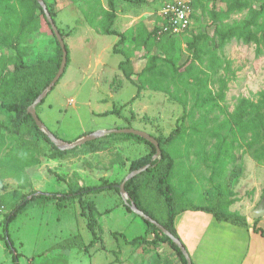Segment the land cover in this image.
<instances>
[{
  "label": "rangeland",
  "instance_id": "obj_1",
  "mask_svg": "<svg viewBox=\"0 0 264 264\" xmlns=\"http://www.w3.org/2000/svg\"><path fill=\"white\" fill-rule=\"evenodd\" d=\"M175 1L179 0H114L112 28L125 34L124 41L117 44L120 39L118 34L100 32L101 28L109 25L107 14L102 12V7L111 10L109 0H80L76 3L48 0V8L55 12L56 25L64 34L70 59L65 74L38 105L37 114L52 133L67 142H74L99 130L129 127L164 138L176 129L177 121L186 115L184 125L188 130L183 139L175 142L177 165L171 180L175 206L180 208L190 203H207L204 192L207 194L215 189V183L210 179L214 164L210 162L209 166L199 159L204 149L213 150L211 140L193 134L196 141L188 147L190 126L201 118L202 113L209 116L211 125L225 120L240 97L259 99L260 93L264 91V54H256L255 44L233 40L219 48L214 41H209L208 45L217 48L216 54L222 63L218 75H230L228 90L226 100L220 101L222 110L218 107L209 111L197 108L191 91L189 94L184 92L187 87L197 88L192 81L186 83L183 76L187 59L193 54L190 42L200 34H206L207 38L208 34L213 35L217 24H235L250 18L251 11L260 6L257 0H253L249 9L228 18L217 19L214 0H189L192 11L190 28L175 36L174 42L167 37L156 38L150 33L161 22L163 6ZM12 3L21 13L24 12L19 0H12ZM84 11L94 16L93 26L86 19ZM35 12L36 21L25 32L24 48L28 55L24 58V77L27 87L40 89L56 76L62 56L58 40L42 12L38 8ZM259 22H264V14L260 16ZM205 44V39L197 42L200 48L207 49ZM115 48L130 56V61L124 65L125 70L121 69V62L126 57L115 52ZM167 51L179 67V72L175 73L176 81L174 79L170 85L181 99L145 88L132 101L138 94V87L126 77V72L131 74L136 83H142L141 72L152 57L159 56L158 64H164ZM2 54L11 56L13 51L0 47V57ZM209 55H205L206 62ZM226 60L230 61L229 71L225 69ZM195 73L205 77L214 92L218 91L220 85L215 80L217 75L208 77L198 71ZM3 74L0 75V86ZM2 100L1 96L0 118L8 120V115L2 109ZM191 111L193 115L188 117ZM111 134L95 141L94 146L85 143L56 159L51 158L54 149L48 141L43 137H29L38 142L37 152L41 161L27 167L28 179L20 181L13 176L2 177L6 167L0 166V186H4L2 191L18 190L21 196L36 191L68 192L70 187L67 180L74 178V172L79 174L78 182L81 185H100L105 181L120 183L129 173L131 161L149 154L152 148L139 139L128 137L125 135L127 133ZM17 139L24 141L21 136ZM20 146L23 147L22 144ZM164 147H169V144H164ZM263 147L264 141H261L253 149L242 147L236 151L238 158L233 164H242L243 172L233 186L241 196L240 202L233 208L238 206L240 211L246 213L264 211V165L254 158V150ZM233 164H229V169L237 170L238 166ZM56 174L62 180H58ZM159 198L160 195L149 186L144 204L158 220L165 221ZM85 199L95 202L103 212L100 221L102 230L97 227L101 240L90 245L93 235L86 217L81 213L79 199L71 198L58 204L56 200L38 198L31 201L9 227L15 247L21 253L20 264H183L167 241L157 238L151 243H127L126 240L144 234L147 223L127 208L123 197L116 190L89 194ZM10 209L6 207L4 213H0V233L3 232V220ZM260 225L264 228V217ZM114 232L125 234L126 239L122 236L116 238ZM158 234L160 238L164 235L161 232ZM156 235L151 232L149 240H153ZM181 237L192 257L190 241L186 236ZM222 237L227 239L228 236L225 234ZM225 247V251L219 252V261H237L236 253L233 255L227 249L230 246ZM118 250L117 261L115 251ZM13 255L5 240L0 239V264H14Z\"/></svg>",
  "mask_w": 264,
  "mask_h": 264
},
{
  "label": "trees",
  "instance_id": "obj_2",
  "mask_svg": "<svg viewBox=\"0 0 264 264\" xmlns=\"http://www.w3.org/2000/svg\"><path fill=\"white\" fill-rule=\"evenodd\" d=\"M78 1L80 0H68L69 3H76ZM257 1L259 2L260 8L253 9L250 18L235 24L223 26L217 24L213 35L208 34L209 37L207 38L206 34H200L190 42V48L193 54L187 59L186 70L183 72V76H185L186 83L189 84V81H192L191 83L194 84L193 86L197 85V88L187 87L184 92L189 94L191 91L193 97L196 99L197 108L209 111L218 107L222 110L223 107L220 101L226 100V91L228 90L230 75H218L222 63L219 60V56L216 54L217 48L215 45H208L209 41H214L219 48H223L227 43L233 40L244 44H255L256 54L258 56L264 54V22H259L260 16L264 14V0ZM45 2L48 6V0H45ZM19 3L24 8V12L22 13L12 3V0H0V31L2 33L0 35V47L11 48L13 51V55L11 56L2 54L0 57V75L4 72L3 81L0 86V97H3L2 109L8 115V120L0 118V166L6 167L2 177L13 176L20 181L28 179L26 174L27 167L37 165L41 161L37 152L38 142L30 140L29 137H43L48 141L54 149V152L51 154V158L53 159L64 157L66 154L73 152L74 149L61 150L56 147L44 130L38 127L31 114L28 113V107L51 82L50 80L40 89L29 88L25 84L24 71L26 69V64L24 58L28 55L24 48L25 32L27 28L32 26L36 21V8L42 12L48 26L51 29L52 27L42 6L37 0H19ZM109 3L111 10L102 7V12L107 14L109 25L101 28L100 32L106 35L118 34L120 39L117 44L122 43L125 39V34L112 28L115 17L113 8L114 0H109ZM252 3L253 0H214V7L217 9V19L228 18L234 13L249 9ZM49 10L55 19V12L52 8H49ZM84 15L90 25L93 26L94 16L88 11H84ZM168 23V19L161 17V22L150 34H154L156 38L167 37L171 39V42H174V38L177 35H168L166 33L160 35V31ZM62 35L64 37L63 33ZM200 39H205V47H207V49L200 48L197 45ZM59 50L60 55L63 56L60 45ZM114 51L125 55L126 60L121 62V69H124V65L130 61V56L117 50V48H115ZM208 53L210 55L206 62L205 55ZM69 59L70 57L68 54L67 66L69 64ZM158 59L159 56H153L148 65L143 69L141 72L143 79L140 84L136 83L131 74L125 71L126 77L132 80L138 87V94L132 98V101L138 98L140 92L145 88L166 92L175 99H181V97L172 91L170 85L174 79L176 81L175 73L179 72V67L176 65L174 58L167 51L164 64H158ZM225 63V69L227 68L226 70L229 71L230 61L226 60ZM200 64L204 65V68H202ZM195 71L206 74L208 77L217 75L215 80L220 85L218 91L214 92V90L210 88L208 80L205 77H200ZM191 78L193 80H190ZM113 112L118 111L114 110ZM192 115L193 111L189 112L188 117H192ZM185 118L186 115L177 121L176 129L167 137H156L160 143L162 152L161 155L155 159L153 156L156 154V148L152 142L139 135L125 134L128 137L139 139L152 148L149 154L131 161L129 172L146 165H150V167L127 181L125 185L127 193L140 210L160 222L180 240L181 238L175 227V216L178 212L188 209L193 211H205L212 214L218 221L228 222L241 227H248L249 223L246 215L230 209V206L238 200L233 186L236 185L243 172L242 164L236 165L233 163H235L238 158L236 151L239 148L246 147L253 149L258 143L264 141V91L260 93V97L257 100L250 97L238 98L233 111L229 112L225 120L220 122L217 121L215 125H211L209 116L206 113H202L201 118L190 126L191 133L189 134L190 138L187 143L188 147L193 146L196 141L193 134H197L203 139L209 137L211 140L213 150L208 151V149H204L199 159L209 166L210 162L214 164L210 179L215 183V189L208 191L207 194L204 192V198L207 200L205 204L190 203L185 207L176 208V198L173 194L174 187L171 184V180L173 179L174 167L177 165L175 142L183 139L188 130V127L184 125ZM224 129H226V132H223ZM18 136H21L24 141H19L17 139ZM105 137L109 136L106 135ZM102 138L103 137L99 139ZM99 139L87 142L86 145L94 146L95 141ZM213 139L215 140L214 142H212ZM21 144L23 147L20 146ZM164 144H169V147H164ZM254 158L259 164L264 165V147L254 150ZM230 163L233 164L232 166H238L237 170H230L228 167ZM56 176L58 180H62L60 175L56 174ZM216 176L218 180H216ZM144 178L146 179L144 180ZM78 179H80L79 174L74 172V178L67 180L70 187L68 192L36 191L29 195L21 196L20 192L15 190L5 191L4 194H0V203L9 209L11 208L10 212L6 214L3 220V232L0 233V239H4L7 247L14 252V264H20L19 260L21 253L18 252L11 238L9 232L10 224L31 201L38 198L56 200L58 204L60 201L71 198L79 199L82 208L81 213L86 217L88 227L93 235L90 245H94L101 240L97 227L102 230L100 221L103 212L98 209L95 202L86 200L85 196L97 194L104 190H116L120 193L118 185L124 179L120 183L105 181L100 185H81ZM149 186H152L156 194L160 195L159 199L162 201L163 215L166 218L165 221L158 220L155 217L156 215H153L144 204L146 191ZM126 206L131 210L130 206ZM145 221L147 223L145 233L131 240H126L127 243L132 245L142 242L151 243L159 238L161 241L169 242L180 256L183 264H188L178 245L169 236L163 235V237L160 238L158 232H161V230L158 226L148 220ZM253 228L255 232L261 233V235L264 236L263 229L258 226V220L255 221ZM151 232L157 234L153 240H149L148 238ZM113 234L116 238H119V236L125 238V234L123 233L114 232ZM118 253L119 250L115 251L117 261L119 260Z\"/></svg>",
  "mask_w": 264,
  "mask_h": 264
},
{
  "label": "crops",
  "instance_id": "obj_3",
  "mask_svg": "<svg viewBox=\"0 0 264 264\" xmlns=\"http://www.w3.org/2000/svg\"><path fill=\"white\" fill-rule=\"evenodd\" d=\"M234 191L238 200L230 206V209L246 215L248 227L218 221L212 214L205 211L188 209L176 214V230L180 237L186 236L190 241L193 264H264V236L255 232L253 228L255 221L258 220V226L264 231L260 225L264 211L255 214L254 211L248 213L240 211L238 206L233 208L234 205H237L236 203L240 202L241 197L237 190ZM223 223L231 226H226ZM225 234L228 236L227 239L222 237H225ZM225 246H230V249H227L231 250L233 255L236 253L237 261L229 263L224 260L219 261V252L225 251Z\"/></svg>",
  "mask_w": 264,
  "mask_h": 264
},
{
  "label": "water",
  "instance_id": "obj_4",
  "mask_svg": "<svg viewBox=\"0 0 264 264\" xmlns=\"http://www.w3.org/2000/svg\"><path fill=\"white\" fill-rule=\"evenodd\" d=\"M37 1L42 6V8H43V10L47 16V19H48V21H49V23H50V25H51L54 33H55V36L58 40V43L62 49V54H63L62 61L60 64V68H59L56 76L49 83V85L41 92V94L36 98V100L28 107V113L31 114V116L35 120L38 127H40L42 130H44V132L47 134V136L50 138V140L55 144V146L61 150L73 149L77 146L83 145L87 142L97 140V139H99L105 135L111 134V133H127V134H135V135L142 136V137L146 138L147 140H149L150 142H152L156 148V154L154 155V159L159 157L161 155L162 151H161L160 143L157 140V138L155 136L145 132V131L136 130V129H133L131 127H129V128H116V129H109V130H99L96 132L89 133V134L77 139L74 142H67V141L62 140L61 138L56 136L54 133H52L46 127L45 123L41 120V118L37 114V107L49 95V93L53 90V88L56 86L58 81L65 74L66 68H67V63H68L69 51L67 48L65 38L63 37L62 32L57 27L55 19L53 18L52 14H51L48 6H47V3L45 2V0H37ZM149 167H150V165H146V166H143L139 169H136V170L129 172L126 175V177L124 178V180L118 185V187L120 189V194L123 197L125 204L130 206V208L133 212L140 215L145 220H148V221L154 223L156 226H158V228L161 230V232L164 235L169 236L178 245V247L181 249V251L183 252V254L185 256L187 263L193 264L192 257L190 255L189 251L187 250L186 246L183 244V242L179 238H177L175 235H173L160 222H158L157 220H155L154 218H152L151 216H149L148 214H146L145 212L140 210L137 207L134 200L129 196V194L126 191L125 185H126L127 181L129 179L135 177L136 175L142 173L143 171H146Z\"/></svg>",
  "mask_w": 264,
  "mask_h": 264
},
{
  "label": "built area",
  "instance_id": "obj_5",
  "mask_svg": "<svg viewBox=\"0 0 264 264\" xmlns=\"http://www.w3.org/2000/svg\"><path fill=\"white\" fill-rule=\"evenodd\" d=\"M192 11L189 0H179L167 3L161 10V16L169 20V23L160 31V35H178L190 28L192 23ZM0 187V194H3ZM6 207L0 203V213H4Z\"/></svg>",
  "mask_w": 264,
  "mask_h": 264
}]
</instances>
